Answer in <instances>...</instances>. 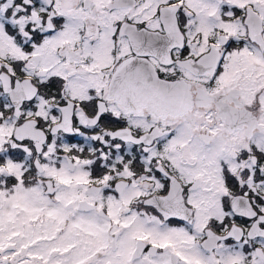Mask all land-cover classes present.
Returning <instances> with one entry per match:
<instances>
[{"label": "snow or ice", "instance_id": "obj_1", "mask_svg": "<svg viewBox=\"0 0 264 264\" xmlns=\"http://www.w3.org/2000/svg\"><path fill=\"white\" fill-rule=\"evenodd\" d=\"M0 264H264V0H0Z\"/></svg>", "mask_w": 264, "mask_h": 264}]
</instances>
